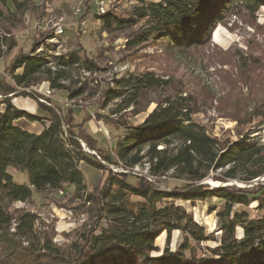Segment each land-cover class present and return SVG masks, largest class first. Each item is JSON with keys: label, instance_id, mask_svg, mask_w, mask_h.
Instances as JSON below:
<instances>
[{"label": "trees", "instance_id": "obj_1", "mask_svg": "<svg viewBox=\"0 0 264 264\" xmlns=\"http://www.w3.org/2000/svg\"><path fill=\"white\" fill-rule=\"evenodd\" d=\"M158 1V4H151L138 14L139 18H148V23L126 42L128 49L147 44L152 39L165 40L170 49L181 53L199 49L209 43L212 30L218 23L231 16L238 19L244 18V14L254 16L264 5V0ZM10 2L17 12H23L28 9L31 0ZM117 23L112 14L104 16L106 26ZM81 50L69 53L67 59H57L55 69H51L41 57L20 54L7 68L12 73L11 82L0 79V264H140L157 251L155 240L162 233H166L167 242L175 230L181 233L186 243L189 240L197 244L214 241L213 236L205 235L204 228L195 223L191 215L174 204L175 201L195 203L213 198L225 203L223 211L217 214L221 235L218 246L212 252L217 259H187L183 247L173 255L163 252L156 264H264V218L250 219L246 213H234L230 218L233 205L247 206L250 200L259 199L246 188L235 189L233 185L211 188L209 184H202L211 172L228 164L233 168L214 181L224 183L235 179L233 169L240 164H249L258 149L248 145L226 147L207 135L203 127L191 120L190 116L194 113L191 101L181 97L158 101L140 125L128 128L125 138L116 143L114 150L109 146H99L97 136L86 127L90 116L77 122L74 110L61 114L37 102L38 111L44 115L37 117L12 105L11 98L16 87L29 89L48 82L50 89L62 90L64 85L61 82L68 80L65 68L81 62L86 72L91 74L95 71L97 68L92 59L80 57ZM17 69H21V73L14 75ZM116 85L118 89L107 90L103 94L107 99L101 108L110 100L128 93L119 109L134 107L131 114L136 115L140 110L135 100L145 90L159 86L160 81L150 73L143 76L130 74ZM83 92L84 88H79L70 96L73 98ZM96 118L100 119L101 115ZM43 120L47 121V126L40 133L29 132L31 123ZM62 126L66 127V131ZM78 140H84L96 155L83 152ZM160 146L162 148L158 149ZM144 160L151 178L163 180L171 172L182 183L174 185L171 192L159 191L143 176L133 177L130 181L128 173L112 175L108 185L117 187L113 202L120 201V204L107 205L103 214L99 213L103 208L96 209L97 219L99 222L107 221L106 227L99 228L96 237L89 240L84 250H65L54 246L49 234L36 232L38 218L34 213L22 210L11 212L5 206L6 202H28L33 192L58 191L65 186H74L76 196L79 195L85 187L78 162L84 161L101 170L105 169L102 162L120 164L122 169L129 171ZM8 168L26 172L29 185L14 183L7 173ZM263 174V170L251 172L243 181H251ZM108 191L100 197L96 196L97 205L99 198L105 199ZM125 194L140 197L142 201L136 204L122 201ZM91 197L87 196L88 201ZM166 200L170 203L156 206ZM238 226L243 230L240 240L235 237ZM23 239H29V242L23 245ZM81 239L84 242L88 240L84 233H81ZM113 252L117 254L107 258Z\"/></svg>", "mask_w": 264, "mask_h": 264}, {"label": "rangeland", "instance_id": "obj_2", "mask_svg": "<svg viewBox=\"0 0 264 264\" xmlns=\"http://www.w3.org/2000/svg\"><path fill=\"white\" fill-rule=\"evenodd\" d=\"M95 1L86 2L87 31L81 36L76 35V19L72 15L75 0H31L28 9L23 12H17L10 0L0 2V41L4 46L3 49L0 47V79L5 74L7 77L3 79L11 82L12 73L7 68L18 55L29 56L35 52V45L45 36L41 30L43 23L50 17L64 18L62 26L66 42L56 51L66 57L69 53L82 49L80 57L92 59L98 69L90 74L81 67V62L65 68L68 80L61 82L64 88L53 90L48 97L45 95L50 89L48 82L29 89L16 87L11 98L12 105L37 117L44 116L38 111L37 102L61 114L74 110L77 122L90 116L86 127L97 136L99 146H109L114 150L116 143L125 138L128 128L140 125L158 101L177 100L179 97L191 101L190 106L194 111L190 116L191 120L203 127L207 135L226 147L248 145L258 149L249 164H240L233 169L236 178L227 182L248 187L246 191L252 192L259 200H250L247 206L233 205L230 218L234 213H246L250 219L264 218V189H261L264 187V174L251 181H243L251 172L264 171V5L254 16L244 14L246 16L242 19L234 16L224 19V24L218 23L213 28L209 43L202 48L181 53L170 49L165 40L161 39H152L134 49L126 46L127 41L132 40L147 26L148 18H139L138 14L147 10L151 4H158V0H115L111 3V14L118 23L111 27L104 24V17L96 16ZM38 24L41 29L37 28ZM25 34L30 41L22 38ZM5 35L9 37L5 38ZM19 73L20 69H17L14 75ZM148 73L159 80L160 85L145 90L135 100L138 101L137 109L140 113L131 114L134 107L119 109L128 93L110 100L101 108L103 101L107 99L103 94L107 90L118 89L116 83L119 80L130 74L143 76ZM79 88H84L83 94L72 98L70 94ZM65 98H72L74 101L68 102ZM97 115H101V118L97 119ZM45 126V120L31 123L29 132L38 134ZM81 141L88 148L86 142ZM143 154L144 152L141 153ZM102 163L104 170L91 167L84 161L78 162L85 190L77 196L74 186H65L58 191L48 189L33 192L30 201L6 202L5 206L11 212L22 210L34 213L38 218L35 223L36 232L49 234L54 246L65 250H84L89 245V240L96 237L99 228L106 227L107 221L99 222L97 219L96 209L103 208L99 211L103 214L107 205L120 204V201L113 202L117 187L108 185L112 175L128 173L130 181L133 177L143 176L159 191L171 192L174 185L182 183L171 172L163 180L151 178L145 168L146 160L129 171L122 169L120 164ZM232 168L228 164L211 172L202 184L208 183L214 188L213 185L222 183L214 180H218ZM120 169L125 172H119ZM7 173L14 183L29 185L26 172L8 168ZM234 188L237 189L236 186ZM108 189L105 199L99 198L97 205L96 196L100 197ZM88 195H92L90 201L87 199ZM122 201L136 204L142 199L125 194ZM168 203L170 200L161 201L156 206L162 207ZM174 204L191 215L193 221L204 228L205 235L213 236L214 241L197 244L189 240L186 243L181 233L175 230L167 242L166 233H162L155 240L157 251L152 252L140 264H156L163 252L168 251L173 255L183 247V254L187 259H217L212 253L218 246L221 235L217 214L223 211L225 203L213 198L195 203L175 201ZM81 233L88 238L87 241L81 239ZM235 237L238 240L243 238L240 226L235 229ZM28 242L29 239L22 240L23 245ZM116 254L117 252H113L107 258Z\"/></svg>", "mask_w": 264, "mask_h": 264}, {"label": "built area", "instance_id": "obj_3", "mask_svg": "<svg viewBox=\"0 0 264 264\" xmlns=\"http://www.w3.org/2000/svg\"><path fill=\"white\" fill-rule=\"evenodd\" d=\"M115 0H96L95 1V6H96V16L98 17H104L106 15H109L112 13L111 11V3L113 4ZM87 0H75V6L73 7L72 10V15L76 19L75 21V28H76V35L81 36L84 35L87 31V18L85 17V5H86ZM64 22V18H54L50 17L49 19H46L45 22L43 23V29H41L38 24L37 28L41 29L44 33L45 36L43 39H41L38 44L35 45L34 48V53H31L29 57H41L43 58L49 67L51 69L55 67V62L57 59L61 58H67L61 55V53L57 52L65 42L66 39L63 38L64 35V28L62 26ZM9 37L8 35H5V38ZM22 38H25L26 40L30 41L31 39L29 38L28 35H24ZM0 47L2 49L4 46L1 44L0 41ZM57 50V51H56ZM56 51V52H55ZM7 75H3V78H6ZM53 92V90L48 89L45 95L48 97L50 96V93ZM11 96V95H10ZM67 97V96H66ZM66 101L72 102L74 99L70 98H65ZM68 104V103H67ZM94 118V117H93ZM63 131H65V126H62ZM65 133V132H64ZM65 137V135H64ZM82 151L91 155H96L94 151H90L88 148L85 147L83 142L81 140H78ZM97 159L99 160V157L97 156ZM146 170H148V165H146ZM119 172H125L122 169L119 170ZM62 194V192H60Z\"/></svg>", "mask_w": 264, "mask_h": 264}, {"label": "water", "instance_id": "obj_4", "mask_svg": "<svg viewBox=\"0 0 264 264\" xmlns=\"http://www.w3.org/2000/svg\"><path fill=\"white\" fill-rule=\"evenodd\" d=\"M206 184H208V183H206ZM232 185H234V186H236L237 188H240V189L248 188V187H240V186L236 185L235 182L220 183L219 185H213L212 187L216 188V187H225V186H232Z\"/></svg>", "mask_w": 264, "mask_h": 264}, {"label": "crops", "instance_id": "obj_5", "mask_svg": "<svg viewBox=\"0 0 264 264\" xmlns=\"http://www.w3.org/2000/svg\"><path fill=\"white\" fill-rule=\"evenodd\" d=\"M17 1L22 2V1H24V0H17ZM20 73H21V69H20ZM20 73H19V74H20ZM39 133H40V132H39Z\"/></svg>", "mask_w": 264, "mask_h": 264}]
</instances>
